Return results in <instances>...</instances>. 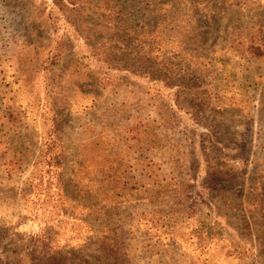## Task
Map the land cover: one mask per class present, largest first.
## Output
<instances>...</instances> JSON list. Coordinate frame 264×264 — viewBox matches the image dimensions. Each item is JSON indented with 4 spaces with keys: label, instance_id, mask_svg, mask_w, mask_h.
Wrapping results in <instances>:
<instances>
[{
    "label": "rangeland",
    "instance_id": "obj_1",
    "mask_svg": "<svg viewBox=\"0 0 264 264\" xmlns=\"http://www.w3.org/2000/svg\"><path fill=\"white\" fill-rule=\"evenodd\" d=\"M258 28L264 0H0V264H264Z\"/></svg>",
    "mask_w": 264,
    "mask_h": 264
},
{
    "label": "trees",
    "instance_id": "obj_2",
    "mask_svg": "<svg viewBox=\"0 0 264 264\" xmlns=\"http://www.w3.org/2000/svg\"><path fill=\"white\" fill-rule=\"evenodd\" d=\"M228 1V0H226ZM109 1H108V4H106L105 6H101V8L99 6H97V11H102V10H111V12L113 11V7L111 6V4L109 5ZM109 5V6H108ZM210 8H214L216 9L217 5H213V6H210V4L208 5ZM218 10H211L210 13H206L207 16H209L208 18H205L203 17L202 15V19H204V22L201 24V25H198L203 27L205 24L208 26V27H211V25L214 23V21H217V18L218 16H216V14L218 13L217 12ZM205 15V14H204ZM215 15V17H213ZM168 17V15L166 16ZM172 17H175L174 14L172 15ZM180 18L185 19L186 18V15H181ZM114 21H117L116 19ZM176 23L175 21H172L169 26L172 27L174 24ZM115 29H118L120 28L119 24L117 23L116 26H114ZM186 29V28H185ZM164 31V30H162ZM254 31H258L255 33H251L249 34L245 41H243L241 44H240V47L239 48L242 52L246 53V54H250L251 56L257 58V59H261V58H264V29L263 28H258ZM260 33V34H259ZM205 36V32H203V30L201 31L200 29L197 30V37L198 39H201Z\"/></svg>",
    "mask_w": 264,
    "mask_h": 264
}]
</instances>
